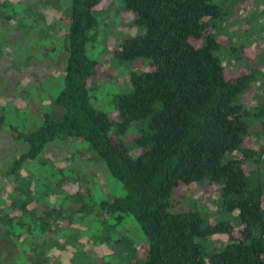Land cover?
<instances>
[{"label":"trees","instance_id":"obj_1","mask_svg":"<svg viewBox=\"0 0 264 264\" xmlns=\"http://www.w3.org/2000/svg\"><path fill=\"white\" fill-rule=\"evenodd\" d=\"M104 1L70 0L62 11L63 87L40 126L13 137L24 150L6 175L11 191L0 196V264H43L53 232L47 225L70 219L42 206L43 197L25 182L29 176L21 175L28 164L48 165L47 146L64 140L85 146L89 160L98 158L122 188L121 195L95 203L90 186L70 175L74 165L53 174L58 188L77 182L76 193L63 189L61 197L67 196L71 212L96 215L102 230L92 236L94 245L110 248L102 259L112 262L121 251L130 259L125 264H264V102L257 96L264 50L250 59L248 45L239 42L243 31H227L243 0H118L138 31L114 52L116 63L129 70V85L113 97L111 112L93 105L101 64L87 52L101 37L95 13ZM45 2L59 8L61 0ZM1 9L9 19L20 12L8 2ZM261 9L248 20V40L264 34V19L255 24L264 16ZM9 19L2 17L4 26ZM255 40L259 47L261 39ZM139 64L149 69L139 70ZM6 118L0 107V130ZM43 177L50 180L49 173ZM196 188L218 193L209 201L214 211L207 201L187 200ZM127 217L142 235L136 234L139 255L136 237L105 235ZM214 236L226 242L216 243ZM70 245L72 256L88 258L76 238Z\"/></svg>","mask_w":264,"mask_h":264},{"label":"rangeland","instance_id":"obj_2","mask_svg":"<svg viewBox=\"0 0 264 264\" xmlns=\"http://www.w3.org/2000/svg\"><path fill=\"white\" fill-rule=\"evenodd\" d=\"M45 1L0 0V3L8 2L20 10L16 19H9L6 10L1 9L0 11L3 13L0 18V107L7 117L6 124L0 130L1 197H6L13 187L12 177L7 178L6 175L12 162L24 150L23 143L13 137L18 133L29 134L39 127L42 115L45 112H52L53 100L63 87L66 35L61 26L62 23H65L62 11L66 5L68 7L70 0H61L59 8L47 4L49 2ZM263 7L264 0H243L237 8L238 10L236 9V14L227 21L229 34H234L237 29L243 31V39H239V42L248 45V49L251 51L248 55L250 59L255 58L259 50L260 54L264 50V34L262 32H255L251 40L245 36L249 29L247 25L249 18L252 19L254 15L263 10L261 9ZM95 15L102 24V32L100 39L87 47L88 54L101 64V75L97 84L98 90L93 97V105L106 112H111L113 97L125 91L129 85V70L116 63L114 52L120 48L126 35L137 34L138 30L132 28L133 17L122 11L118 0H105L98 7ZM260 16L256 17V25L264 19V16ZM2 17L9 19L6 26L3 25ZM22 19H26V21ZM255 39H261V41L258 40L259 47H257ZM233 40L238 41V38L234 36ZM226 64L232 65L233 62L225 61L223 65ZM138 69L146 71L149 68L144 64H139ZM258 87L257 96L262 97L264 102V78L258 82ZM85 148L82 145L75 147L70 144L69 140L56 141L48 145L44 152L43 158L46 159L48 165L28 164L21 170L23 177L29 176L25 182L31 183L32 191L38 190V198L43 197L40 201L42 206H49L51 209L57 210L56 212L62 213V216L70 217V219L57 221V225H47V230L51 228L53 232L48 233L52 234L49 235L52 236V240L48 242V260L44 259L43 264H121L120 259L124 264L130 262V259L121 257V254L123 255L121 251L120 258L113 259L112 262L108 261V258L102 259L109 253L110 248L104 243L94 245L92 236H101L102 230L96 215L71 212L65 203V200L68 199L67 196L61 197L63 189L70 195L76 193L79 190L77 182L70 183V181L61 184V188H58L59 185L56 186L53 174L58 172V169H64L72 164L74 166L70 175L79 178L85 183L84 185L90 186L95 203L122 194L120 184L108 174L98 158L89 160ZM73 155L75 156L74 161ZM47 173L50 178L48 181L43 177V174ZM44 189L48 194L43 192ZM217 195V192L211 194L204 192L202 188H196L192 189L186 198L187 200L207 201L210 210L214 211L215 207L209 201L215 200ZM32 200L33 197L30 202ZM34 204L32 207L35 206ZM74 207L73 202L71 208ZM69 220L74 223L72 227H62V221L67 223ZM211 220L215 221V217ZM121 231L132 238H137L138 242L134 248L139 251L138 255L141 254L142 235L133 218L127 217L121 226L110 232H105V235H109L111 240H114L115 237L118 238ZM236 233L237 230L234 236ZM136 234H139L141 239ZM71 238H76L79 248L83 244L82 249L89 255L88 258L72 256L74 250L70 249ZM213 240L216 243L226 242L224 236H214ZM9 261L13 262L12 259Z\"/></svg>","mask_w":264,"mask_h":264}]
</instances>
